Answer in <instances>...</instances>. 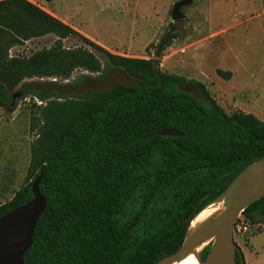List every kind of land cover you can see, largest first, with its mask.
Returning a JSON list of instances; mask_svg holds the SVG:
<instances>
[{
    "label": "trees",
    "instance_id": "16d2710c",
    "mask_svg": "<svg viewBox=\"0 0 264 264\" xmlns=\"http://www.w3.org/2000/svg\"><path fill=\"white\" fill-rule=\"evenodd\" d=\"M49 33L56 36L49 47L8 53ZM73 35L100 55L84 45L65 47L63 39ZM170 43H157L154 58L115 54L29 0H0V107L13 110L17 99H32L34 136L24 183L0 203V216L32 198L39 174L47 202L25 264H154L180 248L201 208L264 156V120L228 113L200 80L160 68L158 57ZM113 67L141 85L58 95L45 93L50 80L41 79L64 82L81 69L70 81L76 84ZM24 79L34 80L17 88ZM163 128L182 135L158 134ZM241 213L252 224L264 222V195ZM234 264H241L239 251Z\"/></svg>",
    "mask_w": 264,
    "mask_h": 264
},
{
    "label": "rangeland",
    "instance_id": "374dc122",
    "mask_svg": "<svg viewBox=\"0 0 264 264\" xmlns=\"http://www.w3.org/2000/svg\"><path fill=\"white\" fill-rule=\"evenodd\" d=\"M29 1L82 34L104 38L108 23H116L119 39L112 48L115 51L107 49L115 54L154 58L156 44L171 39L158 57L163 71L200 80L228 113L241 110L264 120V0H190L180 8L182 18L178 20L172 16L178 0ZM127 38L135 40L139 51L128 50L129 40L124 42ZM55 40L52 33L34 37L12 46L8 53L28 55L49 47ZM63 45L87 46L74 35L63 39ZM217 69L230 71V77H220ZM81 73L77 69L64 81L70 82ZM34 79H24L17 88ZM183 89L204 100L194 87ZM32 103L28 97L17 99L13 110L0 107V203L8 200L25 180L34 138L29 130ZM244 222L247 228L234 231V240L244 261L246 258L245 264H264V222L252 224L246 218Z\"/></svg>",
    "mask_w": 264,
    "mask_h": 264
},
{
    "label": "water",
    "instance_id": "95a60500",
    "mask_svg": "<svg viewBox=\"0 0 264 264\" xmlns=\"http://www.w3.org/2000/svg\"><path fill=\"white\" fill-rule=\"evenodd\" d=\"M189 2L190 0H178L174 3L172 16L175 20L182 18L180 8ZM117 84L139 86L141 82L135 77L129 76L122 68L113 67L100 79L96 78L94 74H90L76 84L58 82L54 78L44 85V90L45 93L55 92L58 95L73 93L85 95L91 90L111 89ZM158 134L181 136L182 132L174 128H163L158 131ZM40 179L41 174L31 183L33 194L31 199L0 216V264H25L24 253L32 243L35 225L47 205L46 198L39 189ZM263 195L264 156L248 163L233 177L227 187L206 205L223 202L224 208L221 211L197 231L191 234L187 231L180 248L154 264H170L180 261L190 253L194 254L199 264H234L236 251H239L241 264H245L243 254L240 253L241 249L234 240V221L246 206ZM209 237H212L208 243L209 249L205 258L202 259L201 251L206 245L200 251H196V248Z\"/></svg>",
    "mask_w": 264,
    "mask_h": 264
},
{
    "label": "bare ground",
    "instance_id": "6f19581e",
    "mask_svg": "<svg viewBox=\"0 0 264 264\" xmlns=\"http://www.w3.org/2000/svg\"><path fill=\"white\" fill-rule=\"evenodd\" d=\"M224 208L223 202L219 204H211L204 207L191 221L188 227V233L191 234L197 231L201 226H203L206 222L211 220L219 211ZM186 237V236H185ZM212 237H209L204 241V243L196 248V251H200L202 247L207 245L211 241ZM202 257V256H201ZM170 264H199L194 254L190 253L186 257H184L180 261H174Z\"/></svg>",
    "mask_w": 264,
    "mask_h": 264
},
{
    "label": "crops",
    "instance_id": "0c3cea01",
    "mask_svg": "<svg viewBox=\"0 0 264 264\" xmlns=\"http://www.w3.org/2000/svg\"><path fill=\"white\" fill-rule=\"evenodd\" d=\"M77 29V28H76ZM109 31V32H108ZM107 33L106 37L103 38V36H93L87 33H84L85 35H87V37H89L90 39H92L94 42H96L97 44L101 45L102 47L109 49L110 51H115L112 50V48L114 47V45L116 44L117 40L119 39L118 35H117V30H116V23H108V28L107 31L105 32ZM132 37V35H131ZM145 38H143L140 42H142ZM129 40V38H127L124 42L126 43ZM135 40L132 38L131 40L128 41L129 45H130V52L134 51L137 52L139 51V46L134 44ZM147 41H145L146 44ZM141 44V43H140ZM144 44V45H145ZM116 53V52H115ZM246 261V258H245ZM247 264V262H246Z\"/></svg>",
    "mask_w": 264,
    "mask_h": 264
},
{
    "label": "built area",
    "instance_id": "2783aa9c",
    "mask_svg": "<svg viewBox=\"0 0 264 264\" xmlns=\"http://www.w3.org/2000/svg\"><path fill=\"white\" fill-rule=\"evenodd\" d=\"M247 228V225L244 222V216L242 213L234 221L233 229L234 231H240Z\"/></svg>",
    "mask_w": 264,
    "mask_h": 264
},
{
    "label": "flooded vegetation",
    "instance_id": "af4514ba",
    "mask_svg": "<svg viewBox=\"0 0 264 264\" xmlns=\"http://www.w3.org/2000/svg\"><path fill=\"white\" fill-rule=\"evenodd\" d=\"M64 82H68V81H64Z\"/></svg>",
    "mask_w": 264,
    "mask_h": 264
}]
</instances>
